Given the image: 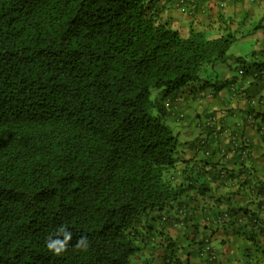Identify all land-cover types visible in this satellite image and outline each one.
<instances>
[{
	"label": "trees",
	"instance_id": "trees-1",
	"mask_svg": "<svg viewBox=\"0 0 264 264\" xmlns=\"http://www.w3.org/2000/svg\"><path fill=\"white\" fill-rule=\"evenodd\" d=\"M162 8V0H0V264H221L209 245L218 227L250 243L234 261L257 264L251 251L264 254V180L246 166L245 142H228L242 158L237 171L216 169L233 156L219 153L214 115L198 122L210 135L198 138L194 159L182 157L180 132L166 122L189 118L181 94L204 88V66L241 59L227 54L236 37L183 35ZM263 70L254 61L243 71ZM207 165L210 182L231 183L249 201L239 204L235 191L214 198L217 228L209 235L204 225L196 239L181 198L195 184L211 191L198 177ZM61 226L72 239L57 256L46 241ZM82 236L86 250L76 247Z\"/></svg>",
	"mask_w": 264,
	"mask_h": 264
},
{
	"label": "crops",
	"instance_id": "crops-1",
	"mask_svg": "<svg viewBox=\"0 0 264 264\" xmlns=\"http://www.w3.org/2000/svg\"><path fill=\"white\" fill-rule=\"evenodd\" d=\"M162 4V18L183 35L188 34L190 29L202 31L208 37H217L226 32L233 33L236 40L234 41V51L230 54L241 58L236 60L239 61V66L234 70L232 79H229L227 74L225 82L216 84L219 79L218 75L223 74L222 70L218 68L217 64L206 65L199 72L204 88L190 92V88L187 86L182 92L181 99L185 100L186 114L190 117L178 120L180 123L177 124L180 126L178 131L184 135L182 140L185 144L182 157L184 159L200 158V151L195 148L197 140L207 135L208 132H205L198 122L208 114H212L215 116L214 118H217V127H222L223 131L218 138L220 139L219 145L222 146L219 148V153H225L226 157L231 159L234 154L231 148H234V144L230 145L229 140L234 138L237 142L244 141L247 145L246 152L249 155V159H246V166L253 168L254 175L264 180V145L260 144V128L258 127L264 123V70L259 72L260 77H253L250 73L246 74L243 71L254 61L264 62V0H225L223 6H218V0H162ZM214 67H217L218 71L213 76L210 71ZM211 81L215 83H211ZM166 112L170 115L173 114L169 109ZM168 119L173 118L170 116ZM194 119H197V123L193 126L191 123ZM196 127L199 129L197 133H194L193 129ZM213 141L214 138L209 136L207 144L210 152L213 149L217 150ZM226 146L231 147L230 150L226 149ZM218 161L220 163L218 162L216 169L225 166L229 170L237 171L242 158L233 156L232 160L227 162L219 157ZM194 165H196V169L200 167V163ZM202 169H206V172L200 173L198 177L209 183L211 191L204 195L198 192L192 194L190 191L181 198V201H187L184 210L190 209V214L196 218V239L204 235L202 233L204 225H207L208 228L205 231L209 235L212 234V229L217 228V223L212 222L213 199H220L221 203L225 200L224 196L227 191L236 192V188L231 183H224L225 186H222L219 182L217 184L208 180L211 171L214 170L210 165L202 167ZM209 195H212L213 198ZM233 199L242 205L249 201L247 196L242 198L241 194H237V192ZM202 204L208 207L209 215H206ZM182 206H178L176 211L178 212ZM209 245L214 251L219 250V256H223L221 264H232L231 262H236L233 259L237 256V254L234 256L233 252L242 254L243 248L249 247L250 243L238 238L231 228L223 230L218 227L210 237ZM226 255L232 260L227 261ZM189 259L191 263V260H200L194 256V252Z\"/></svg>",
	"mask_w": 264,
	"mask_h": 264
},
{
	"label": "rangeland",
	"instance_id": "rangeland-1",
	"mask_svg": "<svg viewBox=\"0 0 264 264\" xmlns=\"http://www.w3.org/2000/svg\"><path fill=\"white\" fill-rule=\"evenodd\" d=\"M234 51V42L231 44L230 48L228 49L227 51V54H230V53H233ZM216 65V64H215ZM217 66L218 68H220L222 70V75H218L219 79L217 80L216 84H220L222 82H225L226 79H225V76L228 74V78L229 79H232V77H234V70L236 68H238L239 66V61H235V60H227L225 61L224 63H217ZM217 67H214L211 69L210 71V74L212 73L213 76L217 73ZM211 83H215L213 81H211ZM223 88L225 89V86H223ZM150 95H151V98L154 99L155 97H159L160 96V90L159 89H155V88H152L151 91H150ZM182 111L187 113V108L185 106L182 107ZM187 118V117H186ZM190 118V117H189ZM258 118V117H256ZM166 122L175 130L177 131L179 129V125H177L178 123L180 122H176V121H173V120H170V119H167ZM197 123V119H194L193 122L191 123V125H196ZM197 128V129H196ZM195 129H193V131H195L194 133H197L198 131V127H196ZM180 137H181V140H180V143H181V147L184 146V143H183V140L182 138H184V135L182 133L179 134ZM183 150V148H180L179 146V151ZM201 156H202V153H200ZM198 190L196 184L195 185H192L191 189H189L187 192H190L192 191V194H195L196 191ZM185 197V196H184ZM185 203H187V201H185ZM188 209V208H187ZM186 209V210H187ZM191 226V225H190ZM188 230H192V228L188 227ZM188 233V238L185 239V237H180V243L183 245V247L181 248V252L183 253H186L187 251H189V248L187 246L188 243H192L191 242V235L190 232H187ZM192 244H190L189 246L191 247ZM262 250H264V244H262ZM182 253V254H183ZM253 254V257H254V261L257 263V264H264V254L261 253V251L259 249L257 250H252L251 251V255ZM193 263L196 262V261H193L191 260ZM232 264H241L243 263L241 259L237 260V262H231Z\"/></svg>",
	"mask_w": 264,
	"mask_h": 264
},
{
	"label": "clouds",
	"instance_id": "clouds-1",
	"mask_svg": "<svg viewBox=\"0 0 264 264\" xmlns=\"http://www.w3.org/2000/svg\"><path fill=\"white\" fill-rule=\"evenodd\" d=\"M264 137V136H263ZM179 212V211H178ZM183 211L179 212L182 213ZM72 239V232L69 231L67 228L64 226H61L56 233V237H49L48 240L46 241L47 248L54 252L55 255L59 256L61 255L64 251L67 250V247L69 245V242ZM88 246V240L87 237H80L77 240L76 247L85 249Z\"/></svg>",
	"mask_w": 264,
	"mask_h": 264
},
{
	"label": "built area",
	"instance_id": "built-area-1",
	"mask_svg": "<svg viewBox=\"0 0 264 264\" xmlns=\"http://www.w3.org/2000/svg\"><path fill=\"white\" fill-rule=\"evenodd\" d=\"M225 4V0H218V6H223ZM254 103V102H253ZM210 120H213V119H210ZM262 133L264 135V128L262 130Z\"/></svg>",
	"mask_w": 264,
	"mask_h": 264
}]
</instances>
